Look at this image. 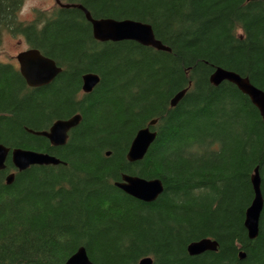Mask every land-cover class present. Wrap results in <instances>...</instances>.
<instances>
[{"label":"trees","instance_id":"trees-1","mask_svg":"<svg viewBox=\"0 0 264 264\" xmlns=\"http://www.w3.org/2000/svg\"><path fill=\"white\" fill-rule=\"evenodd\" d=\"M58 1L22 21L26 0H0V47L22 38L61 69L33 88L18 64L0 61V144L63 162L18 171L10 154L0 169V264H67L80 248L94 264H264V211L256 239L245 229L256 168L264 197V122L235 85L210 83L221 68L264 91V2ZM79 6L97 20L150 25L169 51L100 42ZM88 74L100 82L85 93ZM77 115L64 146L33 134ZM149 126L156 140L128 161ZM123 175L160 180L164 191L140 201L115 186ZM203 239L217 251L191 256Z\"/></svg>","mask_w":264,"mask_h":264},{"label":"water","instance_id":"water-1","mask_svg":"<svg viewBox=\"0 0 264 264\" xmlns=\"http://www.w3.org/2000/svg\"><path fill=\"white\" fill-rule=\"evenodd\" d=\"M256 1V0H250ZM263 1L264 0H259ZM80 9L86 15V18L91 23L94 38L100 42H122L134 41L144 46L153 47L161 51H169L160 41L155 37L152 26L143 24L141 22L132 20L117 21L114 19H94L90 12L82 6ZM41 52L34 49H29L20 53L17 60L20 64V72L23 79L26 80L30 87L37 88L50 84L55 77L61 73V69L56 63L40 54ZM216 72L211 76L210 83L220 85L222 82H228L235 85L243 94L249 97L252 104L256 106L261 114L264 122V91L255 87L248 78H244L236 72L227 71L225 69L215 70ZM100 79L94 74L83 76V92L90 93L98 85ZM187 90L180 91L171 101L172 108L185 97ZM184 96V97H183ZM82 118L80 115L74 116L68 120H59L48 131L33 132L34 135L43 136L47 138L53 146L66 145L69 137V132L80 124ZM156 121L150 122V126L156 124ZM145 127L135 135L127 154V160L130 162H137L143 159L150 146L156 140V133L152 132L151 128ZM11 154V160L14 167L18 171H24L31 166H49L61 165L63 162L49 154L27 151L23 149L11 150L6 146L0 144V169H6V161ZM7 178V183L12 184L15 174H10ZM259 169L256 168L252 176V185L254 192V199L250 203V207L246 211L245 229H247L249 238L256 239L259 233V225L264 211V197L261 189L262 181L260 180ZM160 180H145L137 176L123 175L121 182L115 184L120 190L129 196L136 198L143 202H154L160 194L163 193L164 187ZM218 243L211 239H203L197 242H192L188 246V253L191 256L201 255L205 252H216ZM241 257H245L241 254ZM151 258L142 259L139 264H152ZM67 264H94L89 260L85 248H80L74 255L69 258Z\"/></svg>","mask_w":264,"mask_h":264},{"label":"rangeland","instance_id":"rangeland-1","mask_svg":"<svg viewBox=\"0 0 264 264\" xmlns=\"http://www.w3.org/2000/svg\"><path fill=\"white\" fill-rule=\"evenodd\" d=\"M57 5V0H26L22 5L20 19L22 21H30L34 18L37 9L49 10ZM3 45L0 47V61H9L17 64V54L28 49V45L22 38H10L5 36Z\"/></svg>","mask_w":264,"mask_h":264}]
</instances>
